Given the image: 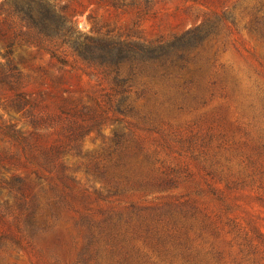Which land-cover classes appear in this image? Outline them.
<instances>
[{"label":"rangeland","instance_id":"374dc122","mask_svg":"<svg viewBox=\"0 0 264 264\" xmlns=\"http://www.w3.org/2000/svg\"><path fill=\"white\" fill-rule=\"evenodd\" d=\"M50 1L66 4L80 32L116 42L158 44L199 24L214 29L189 63H169L153 78L136 76L129 94L138 106L147 104L157 127H131L125 165L116 163L115 131L128 133L126 121L137 118L109 109L100 131L77 141L55 115L68 95L99 105V114L115 104L121 94L113 74L67 45L57 49L63 63L44 46L15 37L11 57L25 78L20 90L35 96L50 89L37 95L35 110L55 117L52 126H38L30 148L61 145L65 169L28 161V146L23 162L10 158L14 146L0 128V264H264V0H134L123 8L109 0ZM7 42L0 38V52ZM145 81L146 91L137 94ZM13 96L0 83V125L34 130L25 108L3 107ZM13 175L26 178L27 200L37 196L43 205L38 229L18 205ZM115 179L121 190L110 193L107 180ZM59 189L66 197L51 214L46 201Z\"/></svg>","mask_w":264,"mask_h":264},{"label":"trees","instance_id":"16d2710c","mask_svg":"<svg viewBox=\"0 0 264 264\" xmlns=\"http://www.w3.org/2000/svg\"><path fill=\"white\" fill-rule=\"evenodd\" d=\"M134 2V0H109V3L115 8L133 5ZM65 8L66 4H58L50 0H0V23L2 24L0 26V38L7 37L8 40L5 51L0 52L5 58L4 61L0 60V83L14 91V96L6 104H3V107L10 105L18 111L25 108L27 115L30 116L29 121L34 128V130L26 133L22 128L17 127L15 122L3 121L1 123L2 133L9 138L10 144L14 146V150L9 151L8 148L9 157L19 163L23 162L26 147L28 146L27 149L32 151L30 148L31 142L29 141L34 136L39 135L38 126H52L55 119L50 112L44 114L37 113L35 110L41 103L37 95L45 97L46 94H50V89H40L35 96L20 90L25 79L24 73L11 57L14 39L15 37H20L29 43L44 46L52 56L63 63L67 60L57 49L61 45H67L73 54H76L84 61L99 64L108 73L113 74L117 92L121 94L115 104H110L106 109H102L99 114L97 112L99 105L98 107L91 106L82 102L79 97L68 95L60 98V102L57 104L59 113L55 115L58 120L67 121L66 127L63 125V128L67 130L65 134L68 138L77 141L92 129H96L99 132L103 123L102 119L108 114L109 109L115 115L122 114L124 118L128 115L137 118V122L126 121L130 127L128 133L115 131V147L117 146L116 149H120L116 163L117 165H125L126 160L130 156V153L125 150L130 146V135L133 133L131 127L134 125L147 130L157 127L147 104L138 106L136 99L129 94L135 83L136 76L141 74L153 78L157 74L162 73V67H168L169 63L181 65L189 63L191 53L209 38L214 28L204 23L199 24L187 29L171 41L158 44L116 42L80 32L73 16L69 18ZM15 25H17V28H15ZM9 29H14V35H7ZM125 64L128 65V72L124 74L122 68ZM189 72L190 75L184 78V86L191 84L195 80L198 68L189 70ZM143 83L144 86L139 92H136L137 94L146 91V81ZM86 116L93 119V121L87 124L78 122L77 118H85ZM115 118L119 119V117ZM32 153L33 156L27 158L28 161L37 163L41 160L42 165L50 168L58 165L62 170L65 169V165L61 160L63 153L61 145L54 144L50 147H40L37 153L33 151ZM2 159L3 157L0 155V162ZM34 171L37 178L41 179L42 174L36 169ZM97 171L100 177H104L106 174L104 170ZM119 179L107 180V183L111 185L110 193H117L121 190ZM9 184L19 194V207L30 212L27 220L28 225L34 229L40 228L39 212L43 205L37 196L27 200L28 185L26 178L21 175H13ZM50 184L53 189H58V185L52 180H50ZM65 197L66 191L59 189L54 199L46 201L47 210L51 214L54 213L57 203L64 200ZM92 226L93 224L91 223L90 227ZM104 228L102 226L99 232L104 231ZM94 239L95 233L91 230L89 232V240L93 241Z\"/></svg>","mask_w":264,"mask_h":264}]
</instances>
